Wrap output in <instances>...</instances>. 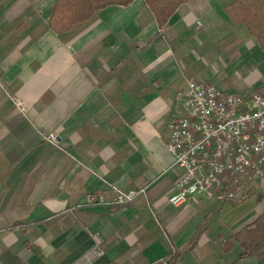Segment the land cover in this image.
<instances>
[{"label":"crops","instance_id":"1","mask_svg":"<svg viewBox=\"0 0 264 264\" xmlns=\"http://www.w3.org/2000/svg\"><path fill=\"white\" fill-rule=\"evenodd\" d=\"M235 1L190 0L160 28L134 0L56 33L57 0H0V264H264L235 240L264 212V178L233 199L168 203L183 173L166 150L176 90L264 86ZM110 185L146 192L96 203Z\"/></svg>","mask_w":264,"mask_h":264},{"label":"built area","instance_id":"2","mask_svg":"<svg viewBox=\"0 0 264 264\" xmlns=\"http://www.w3.org/2000/svg\"><path fill=\"white\" fill-rule=\"evenodd\" d=\"M174 100L182 111L167 122L166 150L183 173L170 205L178 207L197 196L233 199L246 181L264 178V86L248 95H233L187 80ZM47 139L55 142L56 137ZM109 187L112 198L97 195L96 203L123 206L146 192ZM148 264L175 263L164 257Z\"/></svg>","mask_w":264,"mask_h":264},{"label":"trees","instance_id":"3","mask_svg":"<svg viewBox=\"0 0 264 264\" xmlns=\"http://www.w3.org/2000/svg\"><path fill=\"white\" fill-rule=\"evenodd\" d=\"M134 0H57L49 19L56 33L69 31L75 24L89 20L105 7L127 6ZM162 28L175 10L190 0H144ZM230 18L242 24L264 52V0H236L226 9ZM242 257H256L264 262V212L235 235Z\"/></svg>","mask_w":264,"mask_h":264}]
</instances>
